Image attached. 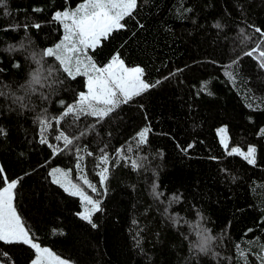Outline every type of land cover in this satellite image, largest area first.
I'll return each mask as SVG.
<instances>
[{
    "label": "trees",
    "instance_id": "obj_1",
    "mask_svg": "<svg viewBox=\"0 0 264 264\" xmlns=\"http://www.w3.org/2000/svg\"><path fill=\"white\" fill-rule=\"evenodd\" d=\"M81 3H0V161L18 181L13 206L32 241L71 264H243L241 251L248 264H259L264 36L256 29L264 32V0H137L124 27L87 53L97 67L118 55L155 86L103 120L63 116L65 105L86 92V77L73 79L55 57L42 56L64 35L55 14ZM257 45L253 56L245 54ZM220 127L229 147L255 149L254 164L229 155ZM145 128L150 131L140 144ZM61 131L72 140L68 147L56 140ZM49 145L61 151L53 155ZM56 168L99 201L92 223L80 218L79 197L52 182ZM35 256L29 245L0 242L2 264H32Z\"/></svg>",
    "mask_w": 264,
    "mask_h": 264
},
{
    "label": "snow or ice",
    "instance_id": "obj_2",
    "mask_svg": "<svg viewBox=\"0 0 264 264\" xmlns=\"http://www.w3.org/2000/svg\"><path fill=\"white\" fill-rule=\"evenodd\" d=\"M3 3V0H0ZM137 7V0H83L74 10H65L57 12L53 17L54 21H58L63 25L64 35L62 40L55 45L54 48L46 49L43 57H55L59 62L60 68L64 73L73 79L78 75L86 77V92H81L76 99L75 104L65 105L63 116L69 114L89 115L103 120L111 112L114 111L122 103H127L134 96L140 95L142 92L148 90L151 85L141 79L143 70L139 67L129 69L124 66L123 61L118 55L111 58V61L104 67H97L92 58L88 55V49H95L101 42L102 38H108L114 30H119L124 25L121 23L125 17L132 14L133 10ZM40 27V25H35ZM257 32L264 36V32L257 28ZM260 45L253 48L250 52L245 54L253 56ZM259 58L261 59L260 67L264 68V51H259ZM231 74H229L230 76ZM33 82L39 83V73L34 74ZM60 123V119H56V124ZM40 124L45 127V121L40 120ZM150 129L145 128L138 133L139 143L146 142V137ZM224 133V129L219 130ZM3 130L0 129V134ZM56 140H63L64 146L68 147L72 144L63 131L56 136ZM41 143H47L45 138H42ZM221 143L227 148V144L222 137ZM52 148L53 155L57 154L61 149L49 145ZM191 147V145H189ZM255 149L249 148L247 154L240 153L239 149L233 148L229 155L239 154L242 155L249 164H254ZM91 155V153H89ZM120 152L118 150L117 155ZM108 157L102 156L101 163H106ZM133 168L137 167L135 161L132 162ZM79 163L77 168H79ZM3 169H0V173ZM57 173L63 177L58 178ZM108 169L104 168L100 175V184L103 186L107 179ZM53 177L52 182L59 184L60 187L72 196H79L83 211L79 213L80 218L92 223L91 217L93 213L100 210L99 201L93 200L89 195L67 179L68 173L61 172L59 168L53 169L50 173ZM5 187H0V242L5 244L21 243L29 245L35 250L36 256L32 264H44L45 259L54 261L55 264H65L64 261L53 256L47 248H41L39 244L34 243L29 236V232L23 226L20 217L17 215L13 206V190L17 187V180L8 181L6 177L3 179ZM83 183L96 191V186L91 184L86 177H83ZM95 227V224H92ZM209 238L200 245L202 252L207 250V242ZM239 249V245L236 246ZM264 249V245H261ZM239 256L243 264H248L247 257L241 251ZM259 264H264V255L257 257Z\"/></svg>",
    "mask_w": 264,
    "mask_h": 264
},
{
    "label": "rangeland",
    "instance_id": "obj_3",
    "mask_svg": "<svg viewBox=\"0 0 264 264\" xmlns=\"http://www.w3.org/2000/svg\"><path fill=\"white\" fill-rule=\"evenodd\" d=\"M260 62H261V60H260ZM107 65V64H106ZM105 65V66H106ZM130 69V68H129ZM32 79V78H31ZM86 90H87V88H86ZM220 129H224L225 130V127H220V128H218L217 129V135H218V138H219V141H220V143H221V139H222V137H223V139H224V142L227 144V148L224 146V144H222L221 143V145L223 146V148L227 151V152H231V150L233 149V147L231 148V147H229V142H228V136H227V133H226V130H225V132L224 133H220ZM236 149H239V148H236ZM248 150L249 149H247L246 151H243V150H241V149H239V152L240 153H244V154H247V152H248ZM239 155V154H238ZM0 169H3V172L2 173H0V175H1V177L4 179V177H6L7 179H8V181L10 182V181H12V180H15V179H12V178H8L7 177V175H6V170L3 168V166H2V164H1V161H0ZM57 177L58 178H63L60 174H57ZM6 186V185H5ZM77 186L78 187H80L84 192H85V194L86 195H89L93 200H95L93 197V195H92V193L90 192V191H87L85 188H83V187H81L79 184H77ZM79 197V196H78ZM80 199V198H79ZM82 211H83V206H82ZM53 256H55V255H53ZM55 257H57V256H55ZM57 258H59V257H57ZM59 260H61V261H64L65 262V264H71V263H69V262H67V261H65V260H63V259H61V258H59ZM0 264H2V263H0ZM44 264H55V262L54 261H49L47 258L45 259V261H44Z\"/></svg>",
    "mask_w": 264,
    "mask_h": 264
}]
</instances>
